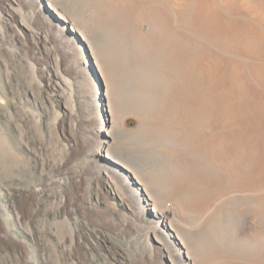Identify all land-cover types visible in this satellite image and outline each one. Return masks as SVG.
<instances>
[{
    "label": "rangeland",
    "instance_id": "rangeland-1",
    "mask_svg": "<svg viewBox=\"0 0 264 264\" xmlns=\"http://www.w3.org/2000/svg\"><path fill=\"white\" fill-rule=\"evenodd\" d=\"M0 264H264V0H0Z\"/></svg>",
    "mask_w": 264,
    "mask_h": 264
},
{
    "label": "bare ground",
    "instance_id": "bare-ground-1",
    "mask_svg": "<svg viewBox=\"0 0 264 264\" xmlns=\"http://www.w3.org/2000/svg\"><path fill=\"white\" fill-rule=\"evenodd\" d=\"M52 7H54V5H52ZM51 7V8H52ZM60 18L61 19H65V17L63 16V14H61V16H60ZM66 20V19H65ZM75 30V32H79L81 35L83 34V28L82 27H77V29H74ZM83 37L85 38L86 36H84L83 35ZM99 58V57H98ZM102 63V62H101ZM101 63H99V62H97V65L99 66V69H100V71H101V74H103V76H104V78L106 77V76H108V74H107V70H106V67L103 65V64H101ZM107 91V94H109L110 95V98L111 99H113L114 97H112V92L110 91V90H106ZM111 109L113 110V112L115 111V112H117V110L115 109V107H114V102L111 104ZM149 189H151V188H149ZM149 192V191H148ZM150 193V192H149ZM153 202V208H154V211H156V212H159V213H161L160 212V210H158V206H157V204H156V201H152ZM168 220L169 221H171V228H172V230H173V228L176 230V233H177V235H178V238H179V240L180 241H184L185 242V238H186V236L182 233V232H180L179 230H178V228L179 227H176V225H175V220L174 219H171L170 217H168ZM185 237V238H184ZM184 242H183V244H184ZM186 243V242H185ZM186 250H187V254L189 255V256H192V254H193V251H191L190 252V247H189V245L187 244V246H186ZM195 252V251H194Z\"/></svg>",
    "mask_w": 264,
    "mask_h": 264
}]
</instances>
